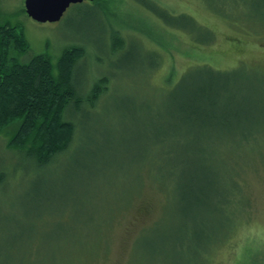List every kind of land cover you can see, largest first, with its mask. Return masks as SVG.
<instances>
[{"label": "rangeland", "instance_id": "rangeland-1", "mask_svg": "<svg viewBox=\"0 0 264 264\" xmlns=\"http://www.w3.org/2000/svg\"><path fill=\"white\" fill-rule=\"evenodd\" d=\"M146 2L168 11L176 25L156 17ZM245 2L99 0L101 6H92L86 16L72 5L60 22L41 24L24 12L25 0H0V23L20 28L31 47L28 53L13 54L19 62L45 54L57 66L73 43L88 53L79 74L83 89L98 77L111 78L98 107L86 109L89 117L75 116L86 137L45 170L9 148L18 125L0 132V264H186L173 253L193 245L187 238L176 240L181 222H194L193 216L182 215L173 184L152 176L180 174L175 159L183 156L186 142L180 134L169 137L174 154L155 171L150 124L162 109L166 88L195 66L219 71L245 66L264 76V11H258L264 0ZM183 17L196 22L194 31L184 28ZM109 26L125 40L121 54H106ZM153 55L161 62L155 70ZM128 56L131 64L123 69ZM99 146L104 153L93 156ZM260 147L262 159L250 163L226 158L227 169L238 161L244 167L236 179L241 195H236L237 203L231 197L227 209L237 208L238 215L242 211L241 220L229 243L218 245L199 264H264V144ZM218 151L224 158L221 150H212L210 167L217 163ZM77 161L85 166L82 170L75 167ZM221 180L229 184V175ZM29 240L39 246L30 255L23 251ZM80 242L87 251L76 256Z\"/></svg>", "mask_w": 264, "mask_h": 264}, {"label": "trees", "instance_id": "trees-1", "mask_svg": "<svg viewBox=\"0 0 264 264\" xmlns=\"http://www.w3.org/2000/svg\"><path fill=\"white\" fill-rule=\"evenodd\" d=\"M98 1L79 4L74 9L83 17L91 12L92 6H101ZM145 5L166 24L176 25L168 11L155 2ZM181 20L186 30L194 31V20L189 17ZM110 30L111 46L106 49V54L109 51L121 54L125 40L119 30L112 26ZM70 45L61 54L57 66L45 54L36 55L25 63L19 62L13 54L28 53L30 44L20 28L0 23V132L18 125L8 143L9 148L34 160L42 170L69 155L78 140L86 137L85 132L79 131L75 116L80 112L83 117H89L86 109L98 107L111 81L110 76L98 77L90 88L83 89L79 74L88 53L82 45ZM153 56L155 70L161 62L158 55ZM129 57L125 58L123 69H128L131 64ZM162 101L165 105L152 117L149 128L153 133L149 154L154 170L165 157L174 154L169 137L180 134L186 143L182 146L183 156L175 159L176 165L182 168L180 174L173 173L172 177L162 179L152 176L160 183L176 187L175 192L180 195L178 202L180 206L183 204L182 215L193 216L194 221L181 222L182 230L176 239L187 238L193 245L188 246L186 252L182 249L170 253L174 257L180 256L186 264H199L204 257L206 263V255L211 250L229 243L241 220L238 216L242 211L238 215L237 208L227 209L233 205L231 197L237 203L236 195H241L242 189L236 179L238 171L244 167H239L238 161L227 169L226 158L230 161L245 158L247 163H250L249 159H262L259 150L264 144V76L245 66L231 71L215 70L208 65L195 66L166 88ZM212 150H221L224 158L221 159L218 151L219 156L214 157L218 161L210 167L207 155ZM102 153L104 148L99 146L92 155ZM75 167L82 170L85 166L77 161ZM226 174L229 184L221 180ZM3 178L1 175L0 182ZM104 226L102 223L100 229ZM210 240L213 242L209 244ZM36 243V240H29L23 251L33 254L39 247ZM80 246L74 250L78 253L76 256L87 251L82 242Z\"/></svg>", "mask_w": 264, "mask_h": 264}, {"label": "water", "instance_id": "water-1", "mask_svg": "<svg viewBox=\"0 0 264 264\" xmlns=\"http://www.w3.org/2000/svg\"><path fill=\"white\" fill-rule=\"evenodd\" d=\"M95 1L97 0H25V10L35 22L58 23L72 5Z\"/></svg>", "mask_w": 264, "mask_h": 264}]
</instances>
